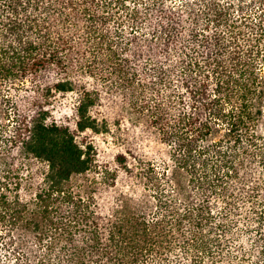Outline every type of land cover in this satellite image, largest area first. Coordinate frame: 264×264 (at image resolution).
Wrapping results in <instances>:
<instances>
[{
  "label": "trees",
  "instance_id": "1",
  "mask_svg": "<svg viewBox=\"0 0 264 264\" xmlns=\"http://www.w3.org/2000/svg\"><path fill=\"white\" fill-rule=\"evenodd\" d=\"M78 77L163 146L115 155L142 192L111 207L75 184L108 129ZM0 105V264H264V0H0Z\"/></svg>",
  "mask_w": 264,
  "mask_h": 264
},
{
  "label": "rangeland",
  "instance_id": "2",
  "mask_svg": "<svg viewBox=\"0 0 264 264\" xmlns=\"http://www.w3.org/2000/svg\"><path fill=\"white\" fill-rule=\"evenodd\" d=\"M78 78L86 86H93L96 90L97 98L92 110L99 119H105L108 122V129L99 133L89 130L81 133V136L93 145L95 167L84 175L76 176L75 184L86 183L90 186L95 195V200L100 206L111 207L114 197L120 191L128 195L132 193L138 195L142 192L138 180L130 178L128 173L118 165L115 155L119 152L125 154L127 165H133L134 168V164L139 159L153 158L155 162L159 161V156L164 153L163 146L157 134L148 127L145 118L136 113L130 106L123 104L113 89H109L97 79ZM77 97V90L56 95L49 105L52 116L61 121L71 120ZM2 108L3 106L0 105V110ZM3 116V112H0V125H8V120L3 119ZM102 168L114 170L115 176L110 175L108 180L104 181L103 178L101 180Z\"/></svg>",
  "mask_w": 264,
  "mask_h": 264
}]
</instances>
